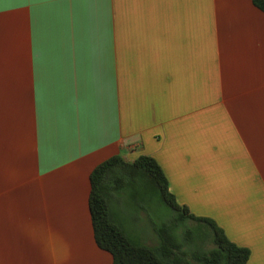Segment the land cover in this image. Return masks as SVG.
Listing matches in <instances>:
<instances>
[{
    "label": "crops",
    "instance_id": "1",
    "mask_svg": "<svg viewBox=\"0 0 264 264\" xmlns=\"http://www.w3.org/2000/svg\"><path fill=\"white\" fill-rule=\"evenodd\" d=\"M117 155L154 158L178 204L264 264L252 0H0V264H113L89 195ZM207 201L222 213L199 212Z\"/></svg>",
    "mask_w": 264,
    "mask_h": 264
},
{
    "label": "trees",
    "instance_id": "2",
    "mask_svg": "<svg viewBox=\"0 0 264 264\" xmlns=\"http://www.w3.org/2000/svg\"><path fill=\"white\" fill-rule=\"evenodd\" d=\"M252 3L264 13V0ZM114 193L125 195L138 210H146L150 203L155 245L133 239L114 220L110 210ZM155 205L161 207L157 212ZM89 212L94 240L110 253L113 264H192L191 259L199 264H246L250 256L249 249L231 242L213 220L194 216L185 205L178 204L163 170L150 156L128 162L117 155L97 165L90 174ZM188 221L207 227L203 236L209 238L211 249L195 246L191 252L185 250L194 243L192 229L186 226Z\"/></svg>",
    "mask_w": 264,
    "mask_h": 264
},
{
    "label": "rangeland",
    "instance_id": "3",
    "mask_svg": "<svg viewBox=\"0 0 264 264\" xmlns=\"http://www.w3.org/2000/svg\"><path fill=\"white\" fill-rule=\"evenodd\" d=\"M204 194V193H203ZM207 195V194H205ZM125 195L114 193L110 198V209L112 216L119 221L121 226L133 239L145 244L147 246H153L157 243L156 236L152 230V208L150 203L147 204L146 210H138L132 207L130 202L126 200ZM206 200V199H205ZM199 207V212L203 213H212L216 212L222 213V204H216L214 202H203L197 205ZM159 206H154L153 209L157 212ZM240 205H236L234 211L231 212V216H236L241 212H244L245 208H239ZM132 208V209H131ZM161 208V207H159ZM188 208V207H187ZM162 210V209H160ZM192 214V213H191ZM194 215V214H193ZM196 216V215H194ZM201 218H208L214 221L212 217L207 216H197ZM215 222V221H214ZM217 225V224H216ZM187 228L192 229V239L194 242L190 247H185V250L191 252L194 250L195 246H199L200 249L209 250L213 246L209 238H205L203 235L207 234L208 230L205 225L202 224V227L196 225L193 221H188L186 223ZM218 226V225H217ZM183 230V229H182ZM180 230V234L181 231ZM192 264H199L193 259H191Z\"/></svg>",
    "mask_w": 264,
    "mask_h": 264
}]
</instances>
